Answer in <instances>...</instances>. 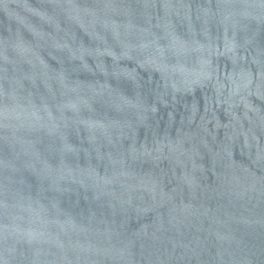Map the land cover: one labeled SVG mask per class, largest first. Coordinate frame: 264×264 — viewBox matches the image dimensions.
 Segmentation results:
<instances>
[{"label":"water","instance_id":"obj_1","mask_svg":"<svg viewBox=\"0 0 264 264\" xmlns=\"http://www.w3.org/2000/svg\"><path fill=\"white\" fill-rule=\"evenodd\" d=\"M0 264H264V0H0Z\"/></svg>","mask_w":264,"mask_h":264}]
</instances>
